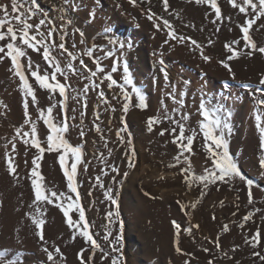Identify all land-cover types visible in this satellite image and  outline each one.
I'll list each match as a JSON object with an SVG mask.
<instances>
[{
  "label": "rangeland",
  "instance_id": "rangeland-1",
  "mask_svg": "<svg viewBox=\"0 0 264 264\" xmlns=\"http://www.w3.org/2000/svg\"><path fill=\"white\" fill-rule=\"evenodd\" d=\"M12 3L0 0V6H7L9 19L15 15ZM37 4L39 11L28 22L37 25L45 19L40 31L47 36L54 26L56 44L64 35L66 48L77 60L72 61L73 73L67 68V54L51 49L64 72L56 76L67 85L65 102L58 90L52 93L41 88L27 69L30 58L32 70L38 66L41 75L49 76V83H56L50 78L55 69L43 59V49L26 48L21 63L37 97V103L28 97V112L41 146H46V131L50 130L40 112L47 116V109L55 105L51 118L60 125L66 103L68 130L64 138L82 151L76 176L78 192L88 231L99 248L92 246L80 229L67 224L61 208L34 199V166L29 161L33 152L26 151L25 161L16 155L23 145H30L23 142L30 136L23 134L31 133V124L25 116L22 82L10 71V58L5 57L0 60V253L20 264H264V104L260 103L264 99L260 83L264 54H247L250 49L244 48L241 30L254 18L251 9L241 13L229 0H218L221 19L217 20L209 4L195 0H167V6L164 0H37ZM164 20L178 36L196 40L211 61L206 62L201 49L189 40L179 43L171 39ZM12 26L21 27L14 19ZM7 27L5 24V31ZM249 34L258 47L264 46V17L256 20ZM113 40L118 43L113 45ZM7 42H0V46ZM121 42L124 48L119 47ZM226 45L241 55L228 60ZM89 49L104 69L92 77L98 87L85 78L89 69L96 71L93 58L85 54ZM110 50L114 56L107 57ZM80 59L87 69L79 64ZM221 61L231 66L234 78ZM125 64L132 85L125 83ZM106 75L117 83L109 87ZM133 85L145 96L147 107H139ZM85 86L87 92L83 91ZM169 94L182 103L174 102ZM202 102L213 111L212 118L219 116L230 125L231 132L225 133L229 153L246 179L236 176L227 182H207V187L197 179L213 169L207 147L211 142L205 141L200 127L204 121ZM125 103H129L127 112L123 111ZM182 115L189 119L182 120ZM170 116L185 124L186 135L196 133L191 153L181 155L173 143L170 130L177 125L167 118ZM150 117L158 122L150 126ZM13 144L18 150H13ZM133 149L135 157H131ZM9 157L16 176L8 168ZM130 157L134 166H130ZM73 159L67 158L68 166ZM188 167L189 173L182 171ZM40 173L47 188L75 198L66 187L67 178L56 152L44 153ZM247 179L253 181L251 187ZM70 215L78 220L76 211ZM34 218L46 220L43 240ZM45 249L53 253V260H48Z\"/></svg>",
  "mask_w": 264,
  "mask_h": 264
},
{
  "label": "snow or ice",
  "instance_id": "snow-or-ice-1",
  "mask_svg": "<svg viewBox=\"0 0 264 264\" xmlns=\"http://www.w3.org/2000/svg\"><path fill=\"white\" fill-rule=\"evenodd\" d=\"M131 2L135 3V0H131ZM195 2L197 4H202V3L209 4L211 8L214 9L217 20L221 19V8L218 5V0H195ZM229 3L233 8H238V10L241 13H247L249 9H251L252 13H254V18L247 20L246 24L241 28L243 33V40L245 42L244 48L250 49L247 52L249 56L252 55L253 51L264 54V46L258 47L257 44L253 41L252 36L249 34L250 29H252V26L256 22V20L260 19L261 17H264V0H255V2L254 0H240V3H237V0H229ZM164 4L165 6H167V0H164ZM0 7H2V10L4 12V18L0 19V42L5 40L8 41L3 46H0V53L4 54L3 56H0V60L4 59L5 57L10 58L12 65L10 71H13L14 75L19 77L20 81L22 82L21 90L24 92V96H25L24 104H23L25 109V116L28 122L31 124V133L29 134L26 132L23 134L25 137L30 136V139H24L23 142L25 144H30L32 147L37 149L39 153V155H37L33 160L34 167L31 170L32 187L34 189V199L36 202H46L48 204H54L57 207L61 208L63 211V215L67 217V224L70 227L80 229V234L84 236L88 241H90L92 246H94L95 248H99V245L97 244L96 240L93 239V236L88 231L89 225L85 218V209L80 203V197L78 192V183L76 180V176H77V166L81 163L82 160V151L80 147L72 146L68 142V140L64 138V133L67 132L68 130L67 119H66V103H65V118L63 123L60 125L54 123L53 119L51 118V114L55 105H52L47 109V116L43 111L40 112V118L44 120V123L47 125V129L50 130V131H46V146H41V141L40 139L37 138V126L34 122L31 121V117L28 112L29 109L28 97H31L32 103H37V97L34 93L33 87L30 85L29 80L25 75V66L21 63V59L26 57V48L35 51H40L42 48L43 59L46 62H48L49 67H54L55 69V71L52 73L50 78L52 81H56V83L55 84L49 83L48 82L49 76L47 74L41 75L38 66L36 67V70H32L33 64L30 58H28L27 69L28 71H30L31 76L35 78V80L38 82L41 88L49 89L52 93H55L58 90L60 96L64 97V100L66 102L67 85L57 81V76H56V73H60L61 75H63L64 72L59 64V61L56 60L54 56H52L51 49L58 48L59 50H61L62 54L63 53L67 54V56L70 58L69 63L67 64V68L72 70L73 73L76 72V68L73 67L72 61L77 60V56L75 53L69 51L66 48L64 35L60 36V43L58 45L56 44L55 40L52 38L53 33L56 31L54 26L48 29L47 36H45V34L40 31L41 26H43L46 23L45 19H41L39 21V24L37 25H33L28 22L39 11V5L37 4V0H21L20 3H18L17 0H13L12 9L15 15L12 19H9L7 6H0ZM148 18L151 20L153 17L150 15ZM13 19L17 24L21 25L19 29H16L12 26ZM69 23H71L70 20ZM163 23L167 28H169V36L171 39L177 40L179 43H184L185 40H189L192 45L196 46V48L201 49L200 55L206 62L211 61L212 58L210 56L204 55L201 46L198 44L196 40L191 39L190 37L178 36L175 33V31L172 29V26L170 25L169 21L164 20ZM5 24H8L6 31L4 30ZM156 27L159 28V25H156ZM33 29L34 31H32ZM80 35L83 38L84 33L80 32ZM37 37H39V39ZM17 41H19V43H17ZM81 43H84L83 39H81ZM111 43L113 45H116L118 42L113 40L111 41ZM233 43L239 44L240 42L234 41ZM124 46H125L124 43L122 42L119 43L120 48H124ZM73 47H75V44H73ZM127 47L130 49L132 45L128 44ZM226 47L228 48V51L230 53V55L227 57L228 60H231L233 58H238L241 55V53L237 51L235 48H233L231 45H226ZM85 54L89 57H92L93 62L96 64V71H92L89 69L90 75L85 77L86 79L92 81V77H96L97 73L103 72L104 69L100 65L99 58L93 56V51L91 49H89ZM106 56L107 57L114 56V52L110 50L106 53ZM220 63L232 74L234 78L235 74L232 73L231 66L225 61H221ZM79 64L83 68L87 69V65L84 64L83 59L79 60ZM115 70L116 68L113 67V71ZM123 71L125 74L124 76L125 83L132 85L133 81L130 78L126 64L124 65ZM104 78L111 81L109 87L117 83V81L112 79L111 75H106ZM65 79H67L66 76ZM165 79L167 80L166 73H165ZM260 83L264 85V77H262ZM91 86L98 87L99 85H97L95 81H92ZM243 86L246 88H250V85L247 84ZM83 91L87 92L88 86H85ZM133 91L139 99V107L141 108L147 107V105L145 104V96L141 94L140 89L136 88L133 85ZM123 94L125 100L129 101L130 97L128 96L127 92L124 91ZM100 95L103 96L104 95L103 92H101ZM172 99L174 100V102L182 103V101H176L174 95H172ZM260 103L264 104V99H262ZM128 108H129V103H125L123 105V111L127 112ZM200 110L204 117V121H202L200 125L201 131L203 133V137L206 142L208 141L211 142L208 143L207 147H208V151L212 156L213 169L209 171L208 176H200L197 177V179L205 182L204 184L205 187H207V182H213V183L216 181L227 182L228 179L236 176H239L241 179H246V177L243 176L242 173L240 172L237 163L229 153V145H228V140L225 138V133L226 131L228 133L231 132L230 125L226 122V120L222 121L219 116L212 118L214 113L212 110H210L205 106L204 102L201 103ZM215 111L218 112L219 109H215ZM228 115L231 114L229 113ZM167 118L173 120L174 123L177 125V127H173L170 130V134L173 136V143L177 144L180 154L183 155L184 153H191L192 145L196 133L193 131L191 135H186L185 134L186 127L184 123H182L180 120H175V118L171 116ZM181 119L186 121L189 119V117L182 115ZM156 122H158V120L155 117H150L148 120L150 126ZM99 130H100L99 126H97V131ZM149 130H151V128ZM217 131L219 132V135L216 134ZM261 132L264 133V129H261ZM163 134L164 132L162 131L161 135ZM17 135H20L19 130H17ZM81 135H83V133H81ZM13 150H15L14 144H13ZM46 151L56 152L59 155L60 167L63 169L64 176L67 178L66 187L68 190H70L71 193L75 194V198H73V196L69 195L68 193L65 192L58 193L55 190L49 189L44 184V177L40 173V161L42 160L43 155ZM69 156L74 158L70 166H68L67 164V158ZM131 157H135L134 149L132 150ZM131 157H130V166H134L132 164ZM176 159L177 161H179L180 156H177ZM7 165L11 174L16 176V167L11 157L8 158ZM262 166H264V159H262ZM182 171L185 173H189L190 167L184 168L182 169ZM185 179L189 180V176H185ZM247 184L251 187L253 185V181L251 179H247ZM108 198L112 200L113 204L117 203L114 199H112L110 195ZM250 202H251V198H250ZM195 206H196L195 204L192 205L193 208ZM72 211H76L78 213V220L76 221L73 220L72 216L70 215V212ZM109 216H111V213H109ZM247 218L248 217H246L245 219ZM33 223L35 224L36 228L40 230V239L43 240L44 239L43 228L44 225L46 224V220L42 218H34ZM176 227L179 228L180 225L177 224ZM225 230H227L226 226H225ZM257 235L259 234L257 233ZM177 250L179 251V248ZM55 251L59 252V248H56ZM45 252L47 253L48 260L54 259L52 252H48L47 249H45ZM81 259L83 260L82 256ZM4 262H6V264H20L19 261H13L11 259H8L6 256L3 255V253H0V264H4Z\"/></svg>",
  "mask_w": 264,
  "mask_h": 264
},
{
  "label": "crops",
  "instance_id": "crops-1",
  "mask_svg": "<svg viewBox=\"0 0 264 264\" xmlns=\"http://www.w3.org/2000/svg\"><path fill=\"white\" fill-rule=\"evenodd\" d=\"M20 143V142H19ZM18 145H20V144H18ZM23 144H21V146H22ZM29 146H31V145H28V146H22V148L18 151V154L16 153V155L19 157V160L20 161H25V156H26V151H32L33 152V154H32V156L30 157V164H31V166H34L33 165V160L35 159V157L37 156V155H39V153H38V151H37V149H35L34 147H31L30 149H28L29 148ZM28 147V148H27ZM15 150H18V148L15 146ZM29 156V155H28ZM21 158V159H20ZM18 173H20V172H18Z\"/></svg>",
  "mask_w": 264,
  "mask_h": 264
},
{
  "label": "bare ground",
  "instance_id": "bare-ground-1",
  "mask_svg": "<svg viewBox=\"0 0 264 264\" xmlns=\"http://www.w3.org/2000/svg\"><path fill=\"white\" fill-rule=\"evenodd\" d=\"M135 180V179H134ZM196 199V198H195Z\"/></svg>",
  "mask_w": 264,
  "mask_h": 264
}]
</instances>
